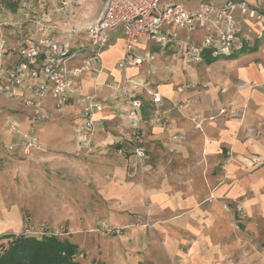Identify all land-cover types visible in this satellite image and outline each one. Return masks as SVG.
<instances>
[{
	"label": "crops",
	"instance_id": "obj_1",
	"mask_svg": "<svg viewBox=\"0 0 264 264\" xmlns=\"http://www.w3.org/2000/svg\"><path fill=\"white\" fill-rule=\"evenodd\" d=\"M257 2H250V7L262 19L243 17L242 33L249 40L239 42L232 59L206 54L201 62L190 63L182 52L179 58L171 52L167 53L169 66L161 62L152 66L147 59L140 68L127 70V75L139 83L143 103L148 156L143 176L128 169L129 160L125 158L131 146L128 132L122 128L126 125V106L123 96L109 88L122 79L117 68L122 40L109 43L102 52V72L93 70L82 75L85 92L95 88L102 106L89 151L80 147L73 129L80 119V105L68 103L55 110L51 108L52 98L47 100L50 121L35 129V138L45 134L41 141L47 159L54 163L52 167L70 173L72 166L80 164L76 155L88 157V172H81L82 177L94 181L95 199L105 203L101 210H94L106 218L97 224L105 225L101 227L104 233L127 227L122 230L123 236H111L116 240L112 244L118 247L110 245V252L101 247L106 239L98 240L92 232L95 228L89 230L90 234L70 236L66 241L77 250L98 247L109 253L112 264H222V260L239 255L245 259L244 264H264L262 252L250 259L244 255L249 246L258 248L260 244L264 251V0ZM147 46L151 52L160 50L152 43H141L137 51H145ZM82 60L78 58L76 66ZM157 75L164 83L157 82ZM146 88H153L162 97L160 124L152 120L155 106ZM8 104L24 112L20 102ZM221 108L226 110L224 115H218ZM210 116L215 118L208 121ZM4 123L7 130L2 132L0 126V140L5 132L8 145L20 142L26 130L24 115L6 116ZM198 123L200 127H196ZM9 124H16L19 134H12ZM13 151L22 155L19 147ZM121 153L125 158L119 157ZM235 203L243 207L244 218L240 219ZM87 215L92 216L91 212ZM146 221L154 224L162 245L137 226ZM80 225L83 231L91 224L85 221ZM68 232L72 235L74 231ZM183 241L190 246L186 254L178 251ZM136 250L142 253L137 255Z\"/></svg>",
	"mask_w": 264,
	"mask_h": 264
},
{
	"label": "built area",
	"instance_id": "obj_2",
	"mask_svg": "<svg viewBox=\"0 0 264 264\" xmlns=\"http://www.w3.org/2000/svg\"><path fill=\"white\" fill-rule=\"evenodd\" d=\"M75 1V0H74ZM96 5L99 9L93 18H81L72 1L63 0L59 7L50 8L49 0H40L36 9L31 0H17L18 18L14 22L0 18V99L17 101L26 113L27 128L18 143L27 157L38 149L34 136L36 126L48 119L47 100L52 98V109H62L68 103L80 105L79 122L73 126L80 147L91 149L97 126V114L102 111L95 88L85 92L82 75L97 70L102 72L101 55L113 34L122 35L123 53L117 63L122 79L109 85L114 93L124 98L123 112L131 150L130 162L142 170L147 167V133L143 128L142 99L138 94L139 83L127 75L130 68H140L145 59L137 51L141 43L155 46H176L190 63H199L204 55L211 58L229 56L248 37L242 33L243 17L260 20L262 16L250 2L259 0H228L222 5L193 0H77ZM52 7V6H51ZM76 7V6H75ZM2 12V7L0 6ZM78 16L80 20H78ZM184 35H179L181 32ZM202 34L195 40L194 34ZM83 57L80 65L77 59ZM151 98L153 122L160 124L161 95L153 88H146ZM221 108L218 115H224ZM215 116L207 118L211 121ZM196 121V118L193 119ZM196 127H200L199 123ZM12 134H19L16 124H9ZM28 228L27 235L62 236L59 231L48 232ZM122 230H106L120 234Z\"/></svg>",
	"mask_w": 264,
	"mask_h": 264
},
{
	"label": "rangeland",
	"instance_id": "obj_3",
	"mask_svg": "<svg viewBox=\"0 0 264 264\" xmlns=\"http://www.w3.org/2000/svg\"><path fill=\"white\" fill-rule=\"evenodd\" d=\"M31 1L36 9H39L40 0ZM62 1L63 0H49L50 8L59 7L58 4ZM69 1H72L73 7L76 8L81 18H93L99 9L98 3L96 5H91L80 1L79 5H75L77 0ZM198 1H206L222 5L228 0H193L195 4H197ZM0 6L2 7L0 18H2L3 21L14 22V19L18 18L17 0H0ZM80 17L78 16V20H80ZM179 35L182 36L184 34L181 31L179 32ZM192 36H194L195 40L199 41L203 38L200 33H196ZM120 40H122V35L119 31H116L110 41L118 42ZM108 48L109 47H105L104 51ZM154 50L155 52H151L150 47L145 49V51L139 50V53L143 58L145 60L148 59L152 66L158 65L159 62L169 66L170 60L167 59V56L169 55L167 53H175L174 57L179 58L181 55L180 52H182L173 45L166 48L161 47L160 50L158 48ZM110 58L114 59V54ZM167 70L169 71L170 76L174 75L171 67L167 68ZM159 71L160 70H158V72ZM158 72L156 73L158 74ZM152 74H154V72ZM155 79L158 83L162 82L158 75ZM162 83H164V81ZM0 101L2 100L0 99ZM8 102L11 101L4 100L0 103V126L2 125V132L7 130L5 128L7 123H4L6 121V116H19L21 113L24 115L27 128L26 113L22 112L17 106H11ZM50 117L51 115L48 119L37 125L36 131L38 128L46 125L50 121ZM18 119L22 121L20 117H18ZM45 137V134H40L38 139L36 137L38 140H36L38 150L33 151L31 155L25 157L18 151L9 149L10 144L13 142H10L8 145L7 134L5 132L2 133V141L0 140V236L6 234L18 235L28 228H33L32 231L35 232L36 230L38 231L40 227H43L48 232H62L63 235L57 237L60 240H67L70 236L78 237L80 234L85 235L87 232L90 234V231H92L91 229L95 228L92 232L93 234L98 235V240L104 242L103 238L106 239L101 247L105 246L107 252H110V245L112 247H118L116 243L112 244V242H115L116 240L112 239L111 236L114 235L118 237L123 236V234L122 231H120V234L104 233V231L101 230V227L104 226L103 228H105V225L97 224L106 218L102 219L97 215V212H94V210H101L105 203L95 199L96 195L93 192L94 189H96V184L94 181L90 178H86L85 175L82 177V173L84 174L88 172L86 166H88L90 160L88 157L76 155L77 161L80 164L72 166L70 171H68L70 173L63 174L61 169L54 170L52 167L54 163L47 159L46 151L44 149L45 145L43 146L41 141ZM6 145H8V148ZM119 157L123 158V153H121ZM125 159L129 160L128 157ZM127 165L128 169L131 171L135 173L137 172L141 176L144 175L145 170L135 166L132 162L127 161ZM234 209L237 210L236 212L239 211L240 219L245 217L243 207L240 203H235ZM88 212H91L92 216L87 215ZM107 220H109V218ZM85 221L90 222L91 225H86L85 229L80 231V228L82 227L80 223ZM137 226L149 231L150 238L157 240L159 245L163 244V241L159 238V233L154 229L153 223L146 221L143 225L138 223ZM126 228L127 227H117L115 229L125 230ZM234 230L237 231L236 228H234ZM68 231L74 232L70 235ZM235 240L237 241V239ZM239 242H242V240L239 239ZM1 243L4 244L5 240L0 241V244ZM262 244L264 245V243ZM189 248V244L184 241L178 245V251L181 254L188 253ZM77 252L75 260L81 264H100V262L112 264L111 259L108 258L109 253L107 254L106 252H103L102 249L98 247L97 249L77 250ZM84 252H86V254H84ZM259 252L263 253L262 260L264 261V251L260 248V244L258 248H252L249 246V249L245 250L244 255L250 259L253 255ZM135 253L140 255L142 252L141 250H136ZM101 255H103V258H100ZM231 257L232 258L222 260L221 263L244 264L245 262V259H243L241 255ZM143 263L148 264L146 261ZM172 264H176V262Z\"/></svg>",
	"mask_w": 264,
	"mask_h": 264
},
{
	"label": "trees",
	"instance_id": "obj_4",
	"mask_svg": "<svg viewBox=\"0 0 264 264\" xmlns=\"http://www.w3.org/2000/svg\"><path fill=\"white\" fill-rule=\"evenodd\" d=\"M2 240L5 243L0 244V264H81L75 260L77 247L56 236L38 238L22 232L18 235H2Z\"/></svg>",
	"mask_w": 264,
	"mask_h": 264
}]
</instances>
